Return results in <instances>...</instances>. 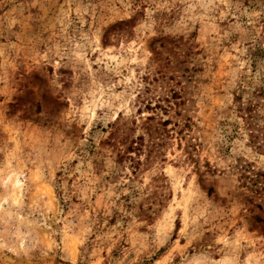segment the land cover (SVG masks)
<instances>
[{
	"label": "rangeland",
	"instance_id": "374dc122",
	"mask_svg": "<svg viewBox=\"0 0 264 264\" xmlns=\"http://www.w3.org/2000/svg\"><path fill=\"white\" fill-rule=\"evenodd\" d=\"M263 73L264 0H0V264H264Z\"/></svg>",
	"mask_w": 264,
	"mask_h": 264
},
{
	"label": "trees",
	"instance_id": "16d2710c",
	"mask_svg": "<svg viewBox=\"0 0 264 264\" xmlns=\"http://www.w3.org/2000/svg\"><path fill=\"white\" fill-rule=\"evenodd\" d=\"M252 94L255 97V99H261L264 100V73L261 74L259 79H257L255 87L252 89ZM251 112V106L249 108H245V115L243 116L244 120V129L246 132L248 131V136L252 140H256L257 137L252 135L251 128L253 126H258V121L250 114ZM166 125V124H165ZM258 148H261V146H258ZM264 188V187H263ZM264 190V189H263ZM261 190L256 189L254 192L256 194H259Z\"/></svg>",
	"mask_w": 264,
	"mask_h": 264
}]
</instances>
